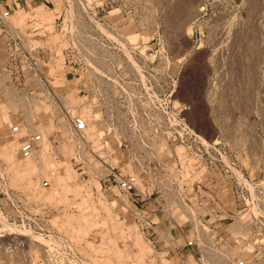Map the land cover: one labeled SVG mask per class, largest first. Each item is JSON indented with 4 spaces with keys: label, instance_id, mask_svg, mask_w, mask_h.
Instances as JSON below:
<instances>
[{
    "label": "built area",
    "instance_id": "built-area-1",
    "mask_svg": "<svg viewBox=\"0 0 264 264\" xmlns=\"http://www.w3.org/2000/svg\"><path fill=\"white\" fill-rule=\"evenodd\" d=\"M146 5L0 0L4 137L17 162L40 164L45 155L52 163L32 185H11L0 158V264L109 257L98 246L112 230L78 232L76 216L98 199L169 264H264V168L239 163L224 133L210 137L191 124L177 80L160 84L162 54L146 51ZM37 7L53 19L37 18ZM21 9L29 15L20 25ZM66 167L74 181L59 179Z\"/></svg>",
    "mask_w": 264,
    "mask_h": 264
},
{
    "label": "rangeland",
    "instance_id": "rangeland-1",
    "mask_svg": "<svg viewBox=\"0 0 264 264\" xmlns=\"http://www.w3.org/2000/svg\"><path fill=\"white\" fill-rule=\"evenodd\" d=\"M146 3V51L162 54L156 61L160 84L177 80L179 105L191 124L210 137L224 133L239 163L264 168V0H154L159 19L150 16ZM43 15L53 19L51 12ZM100 212L99 222L92 213ZM76 219L80 234L99 225L112 230L110 240L98 246L109 257L95 259L97 264H143L144 258L147 264H169L151 254L142 234L119 225L101 199ZM124 235L131 240L128 247L117 244Z\"/></svg>",
    "mask_w": 264,
    "mask_h": 264
},
{
    "label": "bare ground",
    "instance_id": "bare-ground-1",
    "mask_svg": "<svg viewBox=\"0 0 264 264\" xmlns=\"http://www.w3.org/2000/svg\"><path fill=\"white\" fill-rule=\"evenodd\" d=\"M34 15L40 20L50 22L52 19H47L43 15L46 10H43L41 7H37L34 10ZM29 15V12H26L25 9L18 11L17 15L14 18V21L18 24H23ZM49 16V15H48ZM2 117L0 116V120ZM5 133L3 132L2 125L0 123V142L3 143L1 149V157L8 163V172L11 174V180L14 183H19V181H25L28 185H32V175L36 172L37 169L40 170L42 175H45L47 171L52 167V163L47 156L41 155V162L37 164L34 160H27L26 162H17L16 160V144L12 140L4 137ZM75 177L74 172L66 167L65 175L60 180L67 182L71 178ZM64 189L71 190L70 185H66ZM140 257V256H139ZM3 264V261H2Z\"/></svg>",
    "mask_w": 264,
    "mask_h": 264
}]
</instances>
